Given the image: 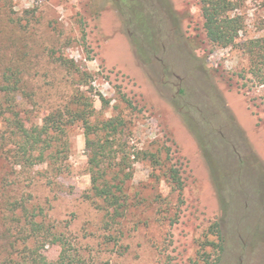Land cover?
<instances>
[{
  "label": "rangeland",
  "instance_id": "rangeland-1",
  "mask_svg": "<svg viewBox=\"0 0 264 264\" xmlns=\"http://www.w3.org/2000/svg\"><path fill=\"white\" fill-rule=\"evenodd\" d=\"M233 1L244 26L238 44L221 47L205 36L202 0H0V83L6 67L17 72L20 115L39 123L69 103L78 80L56 59H71L92 76L80 87L91 121L121 117L132 149L159 151L183 182L171 191L162 170L156 179L149 161L132 162L128 208L107 224L81 123L67 129L62 173L16 167L6 195L86 263L264 264V82L239 45L264 36V5ZM8 169L0 156V178ZM59 250L46 243L42 253Z\"/></svg>",
  "mask_w": 264,
  "mask_h": 264
},
{
  "label": "trees",
  "instance_id": "trees-1",
  "mask_svg": "<svg viewBox=\"0 0 264 264\" xmlns=\"http://www.w3.org/2000/svg\"><path fill=\"white\" fill-rule=\"evenodd\" d=\"M264 5V0H261ZM238 6L233 0H202L200 7L203 29L207 40L221 47L236 45L238 33L243 29L242 15L232 13ZM248 56L249 72L264 82V36L239 43ZM57 62L77 77V89L69 103L44 114L39 123L20 115L16 103L17 72L6 67L0 83V156L9 168L0 178V264H88L72 253L62 237L51 233L41 221L39 212L21 199H10L5 191V179L16 172V167L30 168L46 163L56 174L66 168L69 154L67 129L76 123L83 128L87 171L92 196L101 201L100 207L114 222L124 216L128 208L125 184L131 179V163L150 162L152 176L155 170L162 176L171 191L180 193L183 182L174 166L162 164L159 151L133 150L124 137L125 122L119 116L91 121L94 116L93 98L80 89L90 84L91 74L81 70L71 59L58 57ZM100 101L106 102L100 95ZM213 228L217 229V223ZM58 242L57 258L49 260L42 253L46 243Z\"/></svg>",
  "mask_w": 264,
  "mask_h": 264
}]
</instances>
